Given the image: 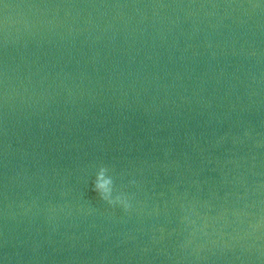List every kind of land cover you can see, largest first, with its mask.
Returning <instances> with one entry per match:
<instances>
[{
  "label": "water",
  "instance_id": "water-1",
  "mask_svg": "<svg viewBox=\"0 0 264 264\" xmlns=\"http://www.w3.org/2000/svg\"><path fill=\"white\" fill-rule=\"evenodd\" d=\"M0 264H264V0H0Z\"/></svg>",
  "mask_w": 264,
  "mask_h": 264
},
{
  "label": "clouds",
  "instance_id": "clouds-1",
  "mask_svg": "<svg viewBox=\"0 0 264 264\" xmlns=\"http://www.w3.org/2000/svg\"><path fill=\"white\" fill-rule=\"evenodd\" d=\"M129 183L136 185L137 181L132 179ZM93 191L111 207H120L126 213L134 209V195L124 191L123 188H117L115 177L110 174L107 166H100L96 172Z\"/></svg>",
  "mask_w": 264,
  "mask_h": 264
}]
</instances>
